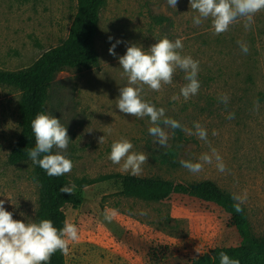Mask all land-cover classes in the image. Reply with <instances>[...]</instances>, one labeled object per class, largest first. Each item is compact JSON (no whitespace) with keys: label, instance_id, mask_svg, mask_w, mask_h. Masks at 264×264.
<instances>
[{"label":"rangeland","instance_id":"1","mask_svg":"<svg viewBox=\"0 0 264 264\" xmlns=\"http://www.w3.org/2000/svg\"><path fill=\"white\" fill-rule=\"evenodd\" d=\"M105 1L94 37L99 66L65 67L58 72L46 104L47 113L67 127L71 140L67 156L74 166L65 175L83 195L80 206L64 209L80 236L70 244L66 264H195L217 247L241 242L230 216L214 203L186 195L155 202L124 194L119 181L130 174L108 159L112 142L121 137L132 142L133 151L149 156L140 177L211 179L230 193L246 191L243 206L251 229L264 236V12L255 17L249 31L238 22L214 36L210 21L193 25L196 13L189 0H178L176 9L166 0ZM76 11V0H0V68L27 66L61 43ZM163 37L182 38V54L200 61L201 87L187 102L183 97L173 101L171 97L179 95L186 83L178 70L173 84L160 92L145 86L143 98L189 128L193 122L204 126L209 142L227 165L225 173L212 165L199 174L190 173L180 159L198 157L209 150L208 144L177 129L170 130L168 147L162 148L148 132V117L129 116L116 108L119 89L127 79L109 47L123 41L115 49L122 56L129 44L147 50ZM240 40L248 44V54L242 53ZM221 93L229 96L227 107L218 100ZM19 97L16 88L0 85V199L6 201L5 209L14 219L27 222L33 221L38 207L39 184L32 177L33 166L28 161L6 163L20 130ZM229 112L235 113L234 119L226 118ZM107 128L113 129L111 135ZM213 130L218 132L215 137ZM104 135L105 142L99 144L97 138ZM106 206L119 212L112 223L103 220ZM141 211L147 215L141 216Z\"/></svg>","mask_w":264,"mask_h":264},{"label":"clouds","instance_id":"2","mask_svg":"<svg viewBox=\"0 0 264 264\" xmlns=\"http://www.w3.org/2000/svg\"><path fill=\"white\" fill-rule=\"evenodd\" d=\"M166 2L176 9L178 0ZM189 7L196 13L192 18L193 25L201 26L210 21L212 34L218 36L228 32L230 27L238 22L243 23L245 31L251 30L255 17L264 12V0H189ZM108 39L111 42L113 38L109 36ZM121 43L124 42L116 40L108 49L109 54L118 59L127 79L126 85L120 87L116 100L119 112L141 119L148 117L151 125L148 132L156 138L155 142L162 148L168 147L170 130L174 132L177 129L208 144L209 150L198 157L180 159V165L190 173L199 174L208 165L214 166L220 173L227 172V165L217 148L209 142L208 131L204 126L199 122H193L192 128H189L167 116L163 107L158 108L143 98L145 86L154 92H160L165 85L173 84L178 70L184 73L186 83L180 87L179 95H173L171 99L177 101L183 97L187 102L199 93L200 61L191 55L182 54L184 48L182 38L173 41L163 37L147 50L137 44H129L126 46L125 54L117 56L115 49ZM237 44L242 53H249V46L245 41H237ZM218 100L227 107L229 96L221 93ZM258 107L257 102L256 108ZM226 118L234 119L235 113L229 112ZM31 130L35 138V147L28 151V156L32 163L38 165L50 177L70 173L74 166L67 156L71 140L67 127L61 124L60 119L46 112L37 113L31 121ZM106 132L111 135L113 129L107 128ZM217 135L218 132L213 130L212 136ZM97 142L104 143L105 135L98 137ZM110 147L108 159L114 165H119L122 173L133 176L142 173L143 165L148 163L149 156L144 152L133 151L134 146L129 139L121 137L112 142ZM75 190V184L64 185L59 189L60 193L69 195H73ZM6 198L11 201L10 196ZM232 199L235 202L233 205L235 211L240 213L243 211L242 205L247 201V192L232 193ZM5 203V200L0 199V264H48L57 251L62 255H68L70 244L80 239L77 225L70 220L66 219L63 227L59 229L50 219L25 222L14 219L13 213L5 209ZM139 214L144 216L147 212L141 211ZM102 215L105 222L112 223L119 216V212L106 206ZM219 255L220 264H240L238 259L230 258L224 252Z\"/></svg>","mask_w":264,"mask_h":264},{"label":"trees","instance_id":"3","mask_svg":"<svg viewBox=\"0 0 264 264\" xmlns=\"http://www.w3.org/2000/svg\"><path fill=\"white\" fill-rule=\"evenodd\" d=\"M76 2V14L66 38L61 43L44 50L27 66L17 69L0 68V85L16 88L20 92L18 101L20 130L7 154L6 163L16 165L28 161L32 164V177L39 184L38 207L33 221L50 219L58 229L63 227L66 220L65 207L71 205L76 208L82 204V192L75 190L73 195L60 193L59 189L69 184L66 175L48 176L43 169L32 163L28 151L35 147L31 121L37 113H47L49 89L56 74L65 67L89 70L99 66L94 37L100 12L106 1L76 0ZM119 185L124 194L155 202L169 201L174 195L190 196L203 202L214 203L230 216L231 223L241 238L240 244L217 247L211 251V256L202 257L195 264H220L221 252L230 258L238 259L240 264H264V236H258L252 231L244 206L242 205L243 211L237 213L233 207L235 202L232 193L220 187L215 181L211 179L173 181L160 177L124 175ZM166 226L171 228L168 222ZM48 264H66L65 255L57 251Z\"/></svg>","mask_w":264,"mask_h":264}]
</instances>
